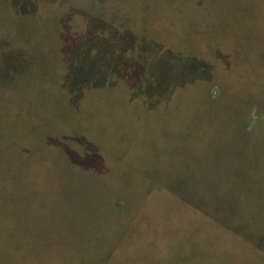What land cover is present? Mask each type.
Segmentation results:
<instances>
[{"label": "rangeland", "instance_id": "374dc122", "mask_svg": "<svg viewBox=\"0 0 264 264\" xmlns=\"http://www.w3.org/2000/svg\"><path fill=\"white\" fill-rule=\"evenodd\" d=\"M0 264H264V0H0Z\"/></svg>", "mask_w": 264, "mask_h": 264}]
</instances>
